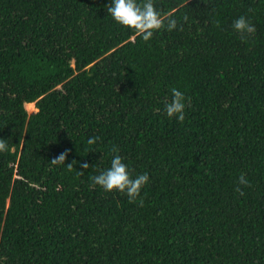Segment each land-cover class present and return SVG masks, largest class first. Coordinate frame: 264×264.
<instances>
[{"label": "trees", "instance_id": "1", "mask_svg": "<svg viewBox=\"0 0 264 264\" xmlns=\"http://www.w3.org/2000/svg\"><path fill=\"white\" fill-rule=\"evenodd\" d=\"M108 3L0 0V264H264V0H154L147 41ZM113 147L133 200L92 183Z\"/></svg>", "mask_w": 264, "mask_h": 264}, {"label": "clouds", "instance_id": "2", "mask_svg": "<svg viewBox=\"0 0 264 264\" xmlns=\"http://www.w3.org/2000/svg\"><path fill=\"white\" fill-rule=\"evenodd\" d=\"M106 12L114 22L133 31L145 41L152 37L154 31L164 26V21L167 18V14L161 13L154 6V0H110V3L106 5ZM166 27L169 30L177 27L176 20L167 18ZM231 28L240 35L241 40L246 38V33L254 31V25L249 23L244 15L235 17L231 22ZM169 92L170 98L164 103L165 114L182 120L185 114L184 93L176 87L170 88ZM97 140L96 136H88L86 143L93 145ZM8 147V139L0 138V152L5 151ZM64 159L65 153L61 152L52 161H64ZM67 166L71 167V164H67ZM86 167H88L87 163L81 165V168ZM91 180L93 185L100 186L104 191L115 190L123 193L128 200H133L138 197L140 188L148 181V173L141 172L132 175L128 170V165L113 147L109 165L94 174ZM237 180L239 184L247 183L243 174H240Z\"/></svg>", "mask_w": 264, "mask_h": 264}, {"label": "rangeland", "instance_id": "3", "mask_svg": "<svg viewBox=\"0 0 264 264\" xmlns=\"http://www.w3.org/2000/svg\"><path fill=\"white\" fill-rule=\"evenodd\" d=\"M25 109H26V111H27L28 114H32V113H35L36 112V110L33 107V104L25 105Z\"/></svg>", "mask_w": 264, "mask_h": 264}]
</instances>
